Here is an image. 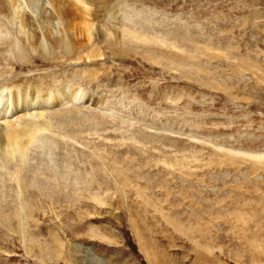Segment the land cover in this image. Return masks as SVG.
Listing matches in <instances>:
<instances>
[{"label":"rangeland","instance_id":"rangeland-1","mask_svg":"<svg viewBox=\"0 0 264 264\" xmlns=\"http://www.w3.org/2000/svg\"><path fill=\"white\" fill-rule=\"evenodd\" d=\"M110 5L75 57L22 66L0 50V128L47 123L23 160L0 150V264H264V0ZM100 27L155 41L115 45ZM17 79L47 102L24 106Z\"/></svg>","mask_w":264,"mask_h":264},{"label":"bare ground","instance_id":"bare-ground-1","mask_svg":"<svg viewBox=\"0 0 264 264\" xmlns=\"http://www.w3.org/2000/svg\"><path fill=\"white\" fill-rule=\"evenodd\" d=\"M50 1L52 2V6L54 8V14H49L46 12V10H44V8L40 7L41 0H0V50H8L9 52L14 53L15 57L22 66H28L34 61V56L32 55V52L34 51H38L40 56L47 58L51 57L50 59L54 58L59 60L63 56L71 58L75 57L73 55H77L79 51L85 46L83 41L90 40V33L93 31H91L93 28L92 24L95 23V19H98V15H101L102 12L107 11L109 14L110 12H114L113 9H111V0H87L93 6L94 2H97L98 8L95 13L94 7L92 10H86V7L83 9L79 7L78 3L76 4L74 0ZM25 6H28L29 9H32L35 12H40L39 22L43 29L42 34L47 39V43L41 39V34L35 25V20H33L26 13ZM54 18H60L62 20V37L55 36L54 34L52 29ZM10 25L13 28L11 31L14 33L15 40L8 42L3 39V34L8 32ZM123 29L124 30H121V32L114 31V33L122 34L124 40L125 38H128L130 40H139L143 42L155 41L153 38L143 35L142 33L135 30H131L126 27ZM108 31V29L105 30L101 28L100 36L103 38V41L106 40V42H110L107 40V38H113L114 36L115 40L112 42L116 45V43L119 42L120 36H117L116 34L111 36L109 33L111 31ZM60 50L62 53H60ZM86 54V57L89 58H92L93 56L96 57L97 55L99 56L100 54L102 55L100 48H92ZM8 61L11 63L10 60ZM56 74L58 76V73L56 72L54 73V76ZM46 79L47 75H44L41 81L44 82ZM17 80L19 87L15 89H17L18 92L20 90L27 91V96L24 94L25 96L23 98L24 106L28 105L29 96H31L33 99H36L37 101H41V99L44 100V97L48 96L50 93V91H47V87L43 85V82H41L42 84H36L35 87L30 90V86L25 85L26 83H23L21 79ZM6 91V89H2L0 87V102L4 97L7 96ZM83 93H80L79 89L77 91V88L69 90L68 86H64L57 90L58 96L56 97L69 98L71 101L73 100L75 102H79L84 97ZM61 98H54L57 102L56 105H58L59 102V104H62V102L65 103V100L60 101ZM69 99L67 102H69ZM45 101L46 100H44V102ZM15 104H19L18 97H15ZM4 120L7 125L5 128L3 126L0 128V150L1 158L4 160V163L9 164L18 156L21 157L22 160L25 158L28 153L29 146L38 140V130L42 127H44L42 129H45V126H43L45 122L38 124L37 122L35 123L32 121L23 120L25 123H22L24 128L19 130V126L15 125L14 121L7 118ZM260 156L258 155V158H260Z\"/></svg>","mask_w":264,"mask_h":264}]
</instances>
